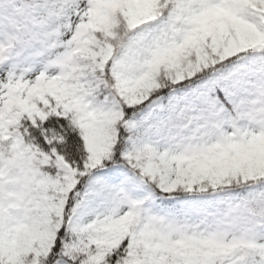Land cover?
<instances>
[{"label":"snow or ice","instance_id":"snow-or-ice-1","mask_svg":"<svg viewBox=\"0 0 264 264\" xmlns=\"http://www.w3.org/2000/svg\"><path fill=\"white\" fill-rule=\"evenodd\" d=\"M0 264H264V0H0Z\"/></svg>","mask_w":264,"mask_h":264}]
</instances>
